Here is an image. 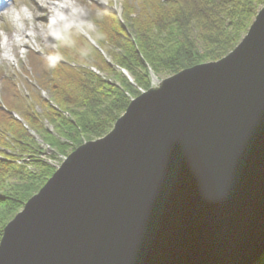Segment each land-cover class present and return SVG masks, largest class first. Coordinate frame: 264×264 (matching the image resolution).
I'll return each instance as SVG.
<instances>
[{"label": "water", "instance_id": "95a60500", "mask_svg": "<svg viewBox=\"0 0 264 264\" xmlns=\"http://www.w3.org/2000/svg\"><path fill=\"white\" fill-rule=\"evenodd\" d=\"M154 78L5 226L0 264L262 258L264 5L223 58Z\"/></svg>", "mask_w": 264, "mask_h": 264}, {"label": "trees", "instance_id": "16d2710c", "mask_svg": "<svg viewBox=\"0 0 264 264\" xmlns=\"http://www.w3.org/2000/svg\"><path fill=\"white\" fill-rule=\"evenodd\" d=\"M109 3V7H94L98 34L93 38L113 65L75 28L68 29V37L61 40L56 58L31 52L41 91L51 93L47 99L34 94L35 101L44 106L43 113L20 94L13 80L0 74L5 82L0 101V240L5 226L54 173L48 165L39 174L30 171L17 162L20 157L8 152L42 153L15 113L59 153L70 146L59 137L76 147L102 137L126 111L131 98L140 94L137 86L150 88L153 75H174L230 53L248 32L264 0H137V5L123 0L120 16L112 10L113 0ZM52 53L57 51L52 49ZM83 65L96 67L121 87ZM117 66L127 70L137 86ZM45 121L58 136L47 129ZM256 264H264V255Z\"/></svg>", "mask_w": 264, "mask_h": 264}, {"label": "rangeland", "instance_id": "374dc122", "mask_svg": "<svg viewBox=\"0 0 264 264\" xmlns=\"http://www.w3.org/2000/svg\"><path fill=\"white\" fill-rule=\"evenodd\" d=\"M46 1L48 3L52 2V0H46ZM70 1L74 4L75 8L83 15V17H82V20L84 23L83 27H79V25H77L76 22H72V21H68V20L64 19L55 29L49 30V32H47V36L45 34H43L41 32V29H40L41 27H43L41 18H42V16H46V12H45L44 7H42V5L40 4L39 0H9V3L6 6L9 9L12 8L13 11H23L27 15L34 14V16L36 18L33 21V23L31 21H26L25 24H23L21 26L26 27V29L28 31L30 30L32 32L33 31L32 26L35 25L37 27V29L40 30L41 34H40L37 41L36 40H30L28 42V44L25 46L19 45L16 48V56H14L12 54L13 52H11V55H10L11 60L5 59V61L4 60L0 61V74L7 75L6 80H13L14 83H16L18 85L20 94L23 95L30 104L35 105L36 111H38L39 113H43L44 106H43V104H41V102L35 101L34 94L41 93V95H43L42 97L47 99V98H49L51 93L47 89H44L45 91H41L42 87L39 85V82H38L37 77H36V73L34 72V70H32V63L30 62L31 52L33 50H35V52H39L40 54L48 53L51 58H56L57 57L56 55L60 54L59 47H60L61 40L65 37H68V29H74L75 28V30L84 34L86 37L90 36V38H92V36L98 34V26L94 23V20H93L94 7L97 5H99V6L101 5L104 7L110 6L109 0H70ZM121 1H123V0H113L114 6L112 7V10H115V12L117 11V13L119 11L120 15L122 12V7L120 4ZM128 1H130L131 3H135L137 5V0H128ZM6 9H3L0 11V52H1V48H3L2 44H3L4 39L8 38L15 31V28H16V20L14 19V17L8 16L6 14V12H5ZM138 10H139V6H138ZM6 43H7V48H10V45L8 44V42H6ZM52 49L57 51V53H52ZM51 54H54V56ZM116 69L118 71H120V69H118V68H116ZM27 76L32 78V79L29 80L27 78ZM169 76H172V75H168L166 73H163L160 76H158V78H160V79L161 78H167ZM2 79L3 78H0V101L2 100V96L4 95L3 94V92H4L3 88H4L5 82L2 81ZM111 79H112V81H109V80L108 81L109 82H115L118 86L121 87V84L119 81H115V79H113V78H111ZM155 79H157V78L153 79V77H152V79H151L152 80L151 86H153V87L157 85L156 84L157 81H155ZM132 83H134V81ZM137 88L139 90V88H141V87L137 86ZM133 98H131V99H133ZM15 115H18L20 118H22V120H23L22 123L26 124V122L24 121L23 117H21L20 114L15 113ZM44 124L46 126L48 124L49 126L47 127V129L51 130L55 136H58V134L54 131L53 126L50 125L48 121L44 122ZM114 125H115V123H114ZM114 125H113V127H114ZM113 127H112V129H113ZM35 133L38 134L37 132H35ZM104 136L105 135H103L102 137H104ZM38 137H39L38 139L37 138H35V139L40 144V146L42 148V153L27 152V153L22 154L18 150H15V151L8 150L9 153L14 154L20 158L23 157L26 159L31 158V159L40 160V164L39 163L35 164L34 162H31L33 169L29 168L30 171H34L37 174L41 173L43 168L44 167L46 168L47 165L49 167H51L50 169H53L55 172L59 168V167L57 168V166L60 164L57 161L62 160L63 154H64V156L69 155L77 147L80 146L79 145L76 147V145L72 141H68L65 138L59 137V139L61 141L67 142L70 145L68 147L67 151L65 153H60V156H59V155H56L55 152L49 153L47 151V148L45 146H42L44 141L39 134H38ZM102 137H98V138H102ZM98 138H93L92 140H96ZM46 157H48V158H46ZM44 159H46V160H44ZM52 163H53V165H52Z\"/></svg>", "mask_w": 264, "mask_h": 264}, {"label": "bare ground", "instance_id": "6f19581e", "mask_svg": "<svg viewBox=\"0 0 264 264\" xmlns=\"http://www.w3.org/2000/svg\"><path fill=\"white\" fill-rule=\"evenodd\" d=\"M39 2L42 5V7H44L45 12H46V16H42V18L40 17L42 20V26H43L40 29H41V32L43 34H45L46 36H47V32H49V30L55 29L64 19H66L68 21L76 22V24L79 25V27H83V25H84L83 20H82L83 15L75 8L74 4L70 0H52L51 3H48L46 0H39ZM5 12L8 16L14 17V19L16 20V28H15V31L8 38H5L3 41V44H2L3 48H1V52H0V61H3V60L5 61V59L11 60V58H10L11 52H13L12 54L14 56H16V48L19 45L25 46L28 44V42L30 40H36L37 41L40 34H41L40 30H38L35 25L32 26V29H33L32 32L30 30L28 31L26 29V27L21 26V25L25 24L26 21H31L33 23V21L36 18L34 16V14L27 15L23 11H13L12 8H10V9L7 8L5 10ZM118 13H120V12L118 11ZM87 38L90 40V42L93 45H95L97 48L100 49V45L95 41L93 36H92V38H90V36H88ZM6 42H8V44L10 45V48H7ZM83 66L87 67L89 69H91V67H92L90 65H83ZM155 81H157V79H155ZM24 126L28 130L32 129L29 127V125L27 123L24 124ZM31 132H32V130H31ZM63 156H64V154H63ZM66 156H68V155H66ZM22 158L23 157L17 159V162L22 160ZM44 160H46V159H44ZM20 164H23V163H20Z\"/></svg>", "mask_w": 264, "mask_h": 264}, {"label": "built area", "instance_id": "2783aa9c", "mask_svg": "<svg viewBox=\"0 0 264 264\" xmlns=\"http://www.w3.org/2000/svg\"><path fill=\"white\" fill-rule=\"evenodd\" d=\"M109 58V57H108ZM110 59V58H109ZM118 69H120L121 71H123L122 70V68L121 67H118ZM91 70L93 71V72H95L96 74H98V75H100L101 77H103L104 79H106V80H109V81H112V79L111 78H109L108 76H107V74H105V73H103V72H101L99 69H97L96 67H94V66H92L91 67ZM127 74H128V76H129V79L131 80V82H133L134 81V79L132 78V76L127 72ZM139 90H140V92H144L145 90L144 89H142V88H139ZM56 107H58V106H56ZM67 116H70L68 113H65ZM17 117H19L18 115H17ZM35 133V132H34ZM37 136V135H36ZM39 138V137H38ZM43 142V141H42ZM42 146H45L46 148H47V151L49 152V153H52L53 151H52V149H51V147L47 144V143H43V145ZM56 155H59L60 156V154H59V152H56ZM46 158H48V157H46ZM67 158V156H63L62 157V160H58L57 162L58 163H60L59 165H61V163H62V161H64L65 159ZM51 160V159H50ZM33 160L31 159V158H22V160H20L19 161V163H23V164H26L27 166H29L28 168H30V169H33L32 167V162ZM52 165H53V163H52ZM57 166V168L58 167H60V166Z\"/></svg>", "mask_w": 264, "mask_h": 264}, {"label": "clouds", "instance_id": "9594fccd", "mask_svg": "<svg viewBox=\"0 0 264 264\" xmlns=\"http://www.w3.org/2000/svg\"><path fill=\"white\" fill-rule=\"evenodd\" d=\"M100 49H102V48L100 47ZM100 49H99V50H100ZM102 51H103V50H102ZM104 53H105V52H104ZM105 56L107 57V59L109 60V62L112 63L111 59L108 58V55H107L106 53H105ZM112 64H113V63H112ZM118 67H119V66H118ZM118 67H116V68H118ZM120 71H121V70H120ZM121 72H122V71H121ZM127 72H128V71H127ZM53 105H55V104H53ZM55 106H56V105H55ZM15 116L17 117V115H15Z\"/></svg>", "mask_w": 264, "mask_h": 264}]
</instances>
